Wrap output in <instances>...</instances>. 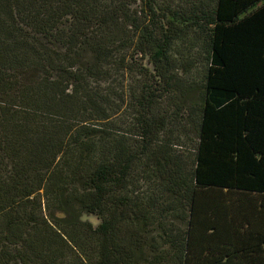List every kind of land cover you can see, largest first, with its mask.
I'll use <instances>...</instances> for the list:
<instances>
[{
    "label": "trees",
    "instance_id": "1",
    "mask_svg": "<svg viewBox=\"0 0 264 264\" xmlns=\"http://www.w3.org/2000/svg\"><path fill=\"white\" fill-rule=\"evenodd\" d=\"M0 264H264V0H0Z\"/></svg>",
    "mask_w": 264,
    "mask_h": 264
},
{
    "label": "rangeland",
    "instance_id": "2",
    "mask_svg": "<svg viewBox=\"0 0 264 264\" xmlns=\"http://www.w3.org/2000/svg\"><path fill=\"white\" fill-rule=\"evenodd\" d=\"M84 219H87V220L93 222L95 225L98 223V221L93 216L84 217Z\"/></svg>",
    "mask_w": 264,
    "mask_h": 264
}]
</instances>
